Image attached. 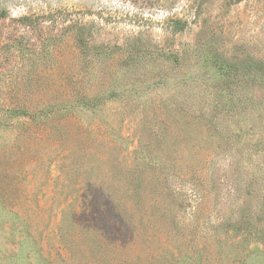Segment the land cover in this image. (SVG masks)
I'll list each match as a JSON object with an SVG mask.
<instances>
[{
    "label": "rangeland",
    "instance_id": "rangeland-1",
    "mask_svg": "<svg viewBox=\"0 0 264 264\" xmlns=\"http://www.w3.org/2000/svg\"><path fill=\"white\" fill-rule=\"evenodd\" d=\"M0 264H264V0H0Z\"/></svg>",
    "mask_w": 264,
    "mask_h": 264
},
{
    "label": "trees",
    "instance_id": "trees-1",
    "mask_svg": "<svg viewBox=\"0 0 264 264\" xmlns=\"http://www.w3.org/2000/svg\"><path fill=\"white\" fill-rule=\"evenodd\" d=\"M39 18H31V17H28V16H24V17H21L19 18L18 20H16L17 22L20 23L21 26H24V27H28V28H32L34 27L36 21L38 20ZM172 30L174 32H181L183 30V22H181L180 20H172ZM79 38V37H78ZM78 41L81 43L82 40L81 39H78Z\"/></svg>",
    "mask_w": 264,
    "mask_h": 264
}]
</instances>
